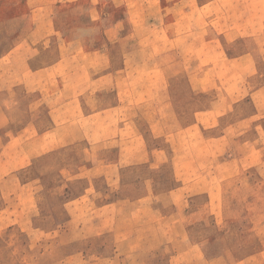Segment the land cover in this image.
<instances>
[{
  "label": "crops",
  "instance_id": "0c3cea01",
  "mask_svg": "<svg viewBox=\"0 0 264 264\" xmlns=\"http://www.w3.org/2000/svg\"><path fill=\"white\" fill-rule=\"evenodd\" d=\"M63 1L67 0H48L39 5L32 28L19 43L0 55V68L4 67L0 69V184H5L3 194L8 198L0 206V228L19 227L30 238L35 232H44L34 225L30 215L31 207L35 209L37 205L32 196H27L28 183H19L12 191L6 188L8 182L18 179L14 170L5 172L12 159L23 162L22 168L50 150L78 142L112 147L117 150L115 158L97 159L103 164L99 174L109 182L112 176L108 169L104 170V164L108 167L115 163L118 178L120 168L127 165L148 164L157 169L167 163L192 164L190 158H178L168 152L175 146L168 137L174 132L180 131L178 134L183 136L192 130L205 140L208 130H217L213 140L229 148L250 147L255 145L254 141L258 142V135L263 138L264 0H159L158 7L149 4L134 13L133 9L127 10L126 19L109 25H102L103 13L92 5L89 10L96 26L84 24L74 34L69 33L70 37L57 26L54 15ZM162 10L167 20L169 10L175 14L165 25L157 17ZM127 22H133L134 26L125 31ZM47 37L51 41L46 42ZM54 46L57 55L51 62L34 64L47 50L54 51ZM48 71L49 78L44 76ZM254 82L258 84L253 85ZM184 83L196 103L191 110L194 118L186 122L181 117L186 112L180 109L176 95ZM20 85L28 92H37L39 97L30 103L34 105L30 116H34L14 126L17 116L8 105L7 96ZM50 97L49 125L43 127L38 123V113ZM142 107L148 108L147 113L153 116L148 120L150 135L139 123ZM206 116H213L211 123L205 122ZM172 122L178 124L175 131ZM253 130L258 134L254 138ZM150 136L157 142H150ZM162 137H167L164 144L158 142ZM237 163L250 166L245 155L219 159L212 180L223 174L224 178L233 176L237 171L221 170L235 168ZM260 167L264 177L263 155ZM204 178L199 164L195 178L181 173V184L169 191L171 196H181L180 202H174L177 214H188L189 198L195 195L206 194L209 205H215L218 190L197 188ZM94 190L87 189L83 195ZM153 193L152 189L149 195L133 201L141 203L134 210L136 215L150 209L160 219L165 217L151 199L147 200ZM160 219L156 217L154 221ZM72 220L73 217L68 227L77 226L81 231V223L73 224ZM113 222L116 224L118 217ZM97 224L98 219H92L87 229L83 224L85 235L95 230ZM183 228L184 239L190 240L188 228L186 225ZM123 241L122 237L118 239ZM188 253V250L174 253L171 261L190 264L191 260L184 256ZM198 256L203 258L204 254ZM113 258L107 256L102 260ZM251 258L264 259V248L251 254ZM10 260L12 264H22L14 256Z\"/></svg>",
  "mask_w": 264,
  "mask_h": 264
},
{
  "label": "rangeland",
  "instance_id": "374dc122",
  "mask_svg": "<svg viewBox=\"0 0 264 264\" xmlns=\"http://www.w3.org/2000/svg\"><path fill=\"white\" fill-rule=\"evenodd\" d=\"M46 1L0 0V55L19 43L32 28L34 12ZM158 1L67 0L59 3L54 15L57 26L70 37L71 33L77 32L84 24L96 26L89 10L92 5H97L102 11V25H109L116 20L126 19L127 10L132 12L133 9L134 13L136 9L142 10L149 4L158 7ZM158 12L157 17L162 20L163 25L170 21L171 15H175L169 10L167 20L163 10ZM125 26V31H128L134 23L127 22ZM51 39L47 37L45 41L49 42ZM56 55L57 49L54 46V51L47 50L34 64L49 63ZM0 69L4 70V67ZM8 69L15 71L19 68ZM50 74L48 71L44 76L49 78ZM180 87L182 90L179 89L176 95L180 101V109L186 112L181 117L183 122L191 121L194 118L191 110L196 103L190 98L186 84H180ZM7 97L10 99L8 105L17 116L14 126H19L20 120L25 122L34 116H30V110L34 108L30 103L39 97L37 92H28L20 85ZM206 100L203 102L206 103ZM50 102L51 97L46 98L39 109L38 123L43 127L49 125ZM147 110L148 108H141L139 123L150 135L148 120L153 116ZM170 118L172 116L169 120ZM204 119L206 123H211L213 116H206ZM262 122L264 125V119ZM172 123L175 131L178 124ZM178 132L168 136L170 142L175 143L172 151L168 149L171 147H167L168 152L178 158H190L192 164L167 163L157 169L148 164L127 165L120 168L119 178L116 176L118 171L115 163L108 167L104 164V170L108 169L112 176L109 182L99 174L103 164L97 159L115 158L117 150L112 147L89 146L86 142H78L65 148L50 150L22 168L20 166L23 162L10 160L5 172L14 170L18 179L8 182L6 188L12 191L19 183H28L27 196H32L37 205L35 209L31 207L30 215L34 225L44 232H35L30 238L19 227L0 228L2 263L12 264L10 258L14 256V260L18 263L22 260V264H179L176 259L171 261V256L188 250V255L184 256L191 260L190 264H264L262 258H251V254L264 248V177L260 173V161L262 155L264 157V136L261 138L253 130L252 137L258 135L255 145L229 148L213 140L212 135L218 133L217 130H208V138L205 140L200 133L192 130L183 136ZM165 138L167 139L162 137L158 142L164 144ZM149 139L150 142H157L151 136ZM186 139L189 142L187 145L184 144ZM236 155L247 156V164L250 166L237 163L235 168L229 166L221 170L225 173L237 171L233 176L224 178L223 174L219 179L212 180L218 160ZM197 164L205 175L197 188L213 187L218 190V194L214 196L216 203L209 205L206 194L191 196L186 209L188 214L181 216L177 214L174 205L175 201L180 202L181 196H171L169 191L181 184L182 172L183 176L187 174L195 178ZM91 167L93 170L90 171ZM93 188L95 190L91 194L83 195L87 189ZM152 189L154 193L147 200L151 199L154 207L163 213L165 217L162 219L150 209H145L139 216L134 212L141 203L133 201L149 195ZM3 193L6 194L5 184H0V206L8 201ZM102 206L105 207L101 208ZM71 217L73 224L78 221L81 223V231L77 226L68 227ZM116 217L118 222L115 224L113 220ZM156 217L160 219L159 222L154 221ZM27 219L25 217L24 222ZM92 219H98L99 224L95 230L85 235L84 230L89 227ZM184 225L188 228L190 240L184 239ZM101 230L106 231L102 233ZM94 232L100 233L89 236ZM128 235L136 237L125 238ZM121 237L124 241L118 242ZM198 254H204V257L200 258ZM107 256L114 258L103 261L102 258Z\"/></svg>",
  "mask_w": 264,
  "mask_h": 264
}]
</instances>
